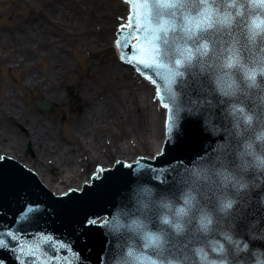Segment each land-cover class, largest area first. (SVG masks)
<instances>
[{"label": "clouds", "instance_id": "1", "mask_svg": "<svg viewBox=\"0 0 264 264\" xmlns=\"http://www.w3.org/2000/svg\"><path fill=\"white\" fill-rule=\"evenodd\" d=\"M134 3L161 95L206 77L223 109V126H208L224 138L177 170L173 189L155 187L163 178L129 186L103 220L113 241L105 264H264V248L251 246L264 242L259 218L247 221V239L237 232L264 185V0Z\"/></svg>", "mask_w": 264, "mask_h": 264}, {"label": "bare ground", "instance_id": "2", "mask_svg": "<svg viewBox=\"0 0 264 264\" xmlns=\"http://www.w3.org/2000/svg\"><path fill=\"white\" fill-rule=\"evenodd\" d=\"M40 1L0 0V7L4 10V6H29ZM77 3H84L86 7L77 10V20L73 16L66 20L70 17L68 11ZM121 10L125 14L120 20L121 24L127 22V5L111 0H60L43 9L25 12L21 17L23 20L16 19L19 14L16 11L0 14V24L5 21L8 25L7 30L0 27V62L22 72L20 82L16 80L15 83H23L57 106H62L64 102L61 90L73 88L79 92L85 107L81 114L71 119V131L77 141L73 149L61 143L54 123H46L38 116H25L24 107L17 103L15 92L0 94V156L6 153L20 160L28 169H34L38 180L56 195L67 192L69 188L80 189L84 181L81 180L82 175L93 163H100L102 168L112 167L111 163H102L113 156L125 162L134 161L133 154L139 149L146 151L153 148L156 155L162 148L166 110L160 107L155 88L149 85L156 110L150 116L148 110H151V105L145 103V100L148 101L145 92L134 85L119 64L102 59L95 70L87 66L83 76H86L85 80L82 73L74 74L66 49L55 38V34L60 32L68 37L71 48L78 45L80 49L95 54L103 53L113 45L119 57L116 37L110 38L109 31L113 12ZM84 18L94 23L86 25ZM97 22L103 25L99 35L93 30ZM41 60L43 65L39 64ZM159 121L163 125V132L157 144L155 137L159 134ZM14 122L26 128L24 133L17 130ZM112 127H122L123 130L119 131L121 137L126 131L127 134L123 139L106 145L102 132ZM108 133L115 136L113 132ZM69 136L74 139L72 135ZM128 139L133 142H128ZM28 143L32 147L30 155L25 154ZM84 167L86 169L83 171L81 168ZM85 180L90 181L89 177Z\"/></svg>", "mask_w": 264, "mask_h": 264}, {"label": "water", "instance_id": "3", "mask_svg": "<svg viewBox=\"0 0 264 264\" xmlns=\"http://www.w3.org/2000/svg\"><path fill=\"white\" fill-rule=\"evenodd\" d=\"M126 1L131 4L130 23L128 28L119 32L118 47L124 56L122 60L157 87L163 106L168 104L171 107L167 106V122L171 120L172 130L169 132L166 126L167 141L163 152L154 160L138 159L131 166L120 161L113 169L103 171L101 179L93 178L91 186L84 185L81 193L72 191L63 197L55 196L49 188L45 189L34 169L24 166L26 170L20 165V160L2 153L0 240L5 244L0 247V264H21L22 261L23 264H38L37 258L43 264H105L113 241L106 235L102 227L104 219L101 218L109 216L117 204L126 199L129 186L137 181L153 184L154 179L163 178V185L155 184V187L163 191L173 189L174 173L206 154L217 140L224 138L222 135L213 136L208 126L209 122L223 126V109L206 77L197 84L189 75L186 81L175 86L177 98L161 95L154 73L145 67L151 53L143 43L141 29L137 26L138 5L134 0ZM121 25L126 26L127 22ZM35 104L41 110L50 107L46 101L36 100ZM134 172H137L135 178ZM262 195L264 185L251 194L246 219L237 225L238 234L245 239L248 220L259 218L264 227V207L258 203ZM21 245L36 249L35 255L22 253ZM251 246L264 248V242H251Z\"/></svg>", "mask_w": 264, "mask_h": 264}, {"label": "rangeland", "instance_id": "4", "mask_svg": "<svg viewBox=\"0 0 264 264\" xmlns=\"http://www.w3.org/2000/svg\"><path fill=\"white\" fill-rule=\"evenodd\" d=\"M60 0H42L40 2H35L33 4H29V6H25L24 4H13L10 6H4V10L1 9L0 7V14L1 13H8L11 11H16L19 14L17 15L16 19L19 20H23L21 17H23L24 13L30 10H38V9H43L45 6L47 5H51L55 2H59ZM63 2L65 0H62ZM111 1H120V0H111ZM122 3V2H121ZM124 6H126L124 3H122ZM85 4L84 3H78L74 4L73 7H71V10H69L68 15H70V17H67L66 20H70L72 18V16L74 17L75 20H77V16L76 14H78L79 12H77V10L81 9L83 10L85 8ZM70 8V7H69ZM124 10L119 11L118 13L113 12L112 15V20H111V30L109 31V37L113 38L116 35V30L118 28V25L120 23L121 18L124 16ZM5 21H2L0 24L1 28H4V30H7L8 25L5 24ZM83 23H85L86 25L89 24H93L94 21L84 18ZM79 24H81L79 22ZM109 25V27H110ZM102 24L97 22L94 24L93 26V30L95 32V34L99 35L102 32ZM109 29V28H108ZM80 37V34H79ZM82 37V36H81ZM85 37V35H84ZM55 38L58 39L59 43L66 49V55L67 57L70 59V62L73 65V71L74 74L77 75V73H82V77L86 74L85 73V69L88 66L89 68H92L93 70H95V67L97 65H99V63L102 61V59H106V60H110L112 63L114 64H119L121 66L122 69L125 70V72H127L129 74V78L133 81L134 85L136 84L137 87H139V89H141L143 92H145L146 97L148 99V101H146L144 98L143 100H145V103L147 102L149 105H151V110H148V112L153 115V113L155 114L156 110L154 108V102H152L151 100V87L149 86L148 83H146L143 80H140V78L135 74L134 70L124 66L116 53V50L114 48L113 45L109 46V50L105 51V52H99L98 54H95L93 52H90L86 49H80V47L78 45H75L71 48L70 43L68 41V37L66 36H62V34L60 32L55 34ZM40 65H43V61L41 60L39 62ZM126 67V68H125ZM41 69V68H40ZM43 72V69H41ZM37 71V70H36ZM40 71V70H39ZM37 71V72H39ZM41 76H43L42 73H40ZM23 77L22 72L18 71L17 69H10V66L8 64H2L0 62V94H2L3 92H15L16 93V101L17 103L24 107L23 112L25 116L28 117H34V116H38L40 119H42L44 122L49 123V124H55L57 126V132H58V136L59 139L61 140V143L63 145L72 147L73 149L76 147L75 144L77 143V141L75 140V134L72 133V129H71V119L75 116V115H79L81 114V112H83L85 110V107L83 106V103L80 99V94L77 90L73 89V88H68L66 90H61L62 94L64 96V102L62 106H57L54 104H50V102L48 100L45 99V97L39 93V92H35L32 91L30 88L25 87L23 85V83L21 84H16L15 81H19L21 80V78ZM86 80V76L83 77ZM141 92V91H140ZM46 101L47 104L50 105L48 110H40L39 108L36 107L35 105V101ZM153 105V106H152ZM160 120L162 121V116L160 115ZM13 123V122H11ZM14 124H16V128L17 130H19L20 132H23L26 130L25 127H23V125L14 122ZM161 127V129H160ZM163 125H160V121H159V134L158 136L156 135L155 137V141L158 144L163 132ZM123 130L122 127H120L119 129H117L116 127H112L109 129L105 128V130L102 132L103 133V142L105 141L106 145H110L120 139H123L125 137L126 133L122 134V137L119 135V131ZM157 130V128H156ZM108 131L112 132L115 134L114 137H112L111 135H109ZM125 131V129H124ZM72 135L74 137V139H72L70 136ZM154 141V140H153ZM128 142L132 143L133 140L128 139ZM156 148V145H155ZM154 149L151 148L143 151V150H138L135 152V154H133V156L136 158L138 155H143L144 157H153V155L155 154V152L153 151ZM32 152V147L31 145L28 143L26 148H25V154L30 155ZM52 162V160H50ZM117 161L116 157H109L108 160H105L104 164H109L111 163L113 165V163ZM99 167H103L100 163H93L90 165V167H88L87 170L86 167L81 168L83 169V171L85 170V173H83L81 180H85L87 179V177H91V175L95 172H97V169ZM109 167V166H107ZM106 168V167H105ZM93 172V173H92ZM49 173H51V171H49Z\"/></svg>", "mask_w": 264, "mask_h": 264}, {"label": "snow or ice", "instance_id": "5", "mask_svg": "<svg viewBox=\"0 0 264 264\" xmlns=\"http://www.w3.org/2000/svg\"><path fill=\"white\" fill-rule=\"evenodd\" d=\"M119 44V41L117 42ZM121 59H124V56L123 54L121 55ZM143 62V61H142ZM165 107H167V105H165ZM170 121L169 120L167 123H166V126H168V130L169 132H171L172 130V127H171V124H170ZM0 159H3V157H0ZM98 172H103L105 171L104 169H97ZM93 178H96V177H93ZM90 222H94V221H90ZM5 242L3 240H0V247L4 246ZM21 252L24 253L25 255H35V252H36V249H33V248H30L26 245H21ZM38 259V264H43V262L39 261V258ZM21 264H23V261L21 262Z\"/></svg>", "mask_w": 264, "mask_h": 264}]
</instances>
